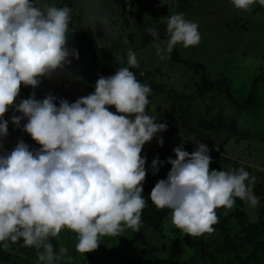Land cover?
<instances>
[{
	"label": "clouds",
	"instance_id": "clouds-1",
	"mask_svg": "<svg viewBox=\"0 0 264 264\" xmlns=\"http://www.w3.org/2000/svg\"><path fill=\"white\" fill-rule=\"evenodd\" d=\"M231 3L242 11L257 3L264 7V0ZM70 12L67 6L37 7L35 0H0V138L8 135L3 117L14 107L22 115L13 114L12 124L19 128L26 118L22 130L41 146L30 150L29 141L8 139L14 149L0 154V248L22 239L20 247L34 248L38 264H57L68 255L64 246L57 253L50 240L64 229L77 234L75 248L81 254L97 250L102 236L140 231L147 203L141 195L147 175L141 152L157 133L167 131L166 123L146 113L152 89L130 70L139 67L131 49L126 67L100 75L94 92L75 102L60 99L57 106L54 95L37 100L33 92L15 104L21 85L35 89L70 65V57L79 58L68 46ZM198 28L183 13L167 17V45H156L157 55L163 60L177 44L198 45ZM147 31L159 39L155 29ZM158 144L163 145L162 138ZM195 144L192 153L183 144L173 149L176 158H167V178L150 193L151 203L170 209L171 224L190 237L212 234L219 222L216 210L233 208L235 198L259 204L255 176L243 165L210 169L208 146ZM160 166L159 157L153 159V175Z\"/></svg>",
	"mask_w": 264,
	"mask_h": 264
},
{
	"label": "rangeland",
	"instance_id": "rangeland-1",
	"mask_svg": "<svg viewBox=\"0 0 264 264\" xmlns=\"http://www.w3.org/2000/svg\"><path fill=\"white\" fill-rule=\"evenodd\" d=\"M129 1L88 0L89 4L86 9L81 10L83 11L81 26L85 28V31L88 28L93 31L106 30L113 38L112 41L108 42L109 46L115 45L114 42L117 40L123 45L126 43L127 46L124 50L127 53L130 49L134 50L139 63L142 60L151 71L157 69L156 73H159L160 76L158 79L154 76L153 85H164L166 87L172 85L173 88L179 89L184 82L192 77V71L190 72L187 67L178 62H169L171 56L167 53H165L167 58L160 59L155 45H146V48H143L140 52H135V47L128 43H131L133 39L137 42L139 39L140 32L136 21L139 20L142 13L145 14L146 21H148L145 24L154 27L155 19L160 21L163 18V21L165 19L167 21V17L179 13H183L186 20L196 22L199 25L200 42L198 45L188 48L183 47L182 44H177L176 49L179 58L185 62H193L203 66L209 80L225 83L229 88L228 92H230L229 95L232 100L237 101L238 104L243 105V98L251 94L252 90L254 92L256 90L255 96L258 99L257 105L254 107H248L246 111L238 112L242 109L237 110V106L231 107L228 105L231 101L227 99L225 92L224 96H219L223 88L219 86L215 89L217 99L223 97V102L225 101L224 97L226 99L224 104L219 107L222 108L219 109V115L226 120H231L234 117L236 120L235 126L238 129L236 138L241 139V135H244L243 141H240V143L230 140L224 147V153L229 158L223 157L215 160V154L211 150L209 152L212 158L210 169L222 170L225 165L238 161L244 167L248 165L264 172V7L257 3L251 6L250 11H242L236 9L231 0H165L163 4L161 0H142L141 7L136 11L133 8L130 13L132 15L129 17ZM43 2L56 7L62 4L61 0H39L40 4ZM146 8L150 9L148 13L145 12ZM131 18L136 21H131ZM100 35H98L99 38ZM71 36L75 35L71 34ZM77 40L70 37V41L68 39L69 48L77 49L79 46L76 45ZM93 41L98 45H103L105 42L96 38V36H93ZM79 54H81L80 51ZM197 72V75H200V71ZM86 74L85 77L75 74L79 77V80L73 79L71 76H74V74L72 73L71 76L66 73L57 77V81H61L67 76L70 78L67 81V86L63 84L62 88L59 89L64 93L72 90L73 94H68L69 98L66 99L70 103L75 102L76 98L94 92L91 89L92 85H89L94 79L92 72ZM141 75L142 73H140ZM255 76H260V80L256 81L258 84L253 85ZM47 88L45 91L42 88H32L35 98L39 100L40 97L44 98L47 94H51L57 98L56 102H58L60 95L57 92L54 93V90L50 91L49 87ZM235 94L238 96H235ZM17 101L15 104L19 103ZM165 107H169V104H166ZM164 109L161 111L163 112ZM152 111L153 108H147L146 113L150 115ZM13 114L22 115L15 112L14 107H10L8 115H4L3 119L8 121V135L0 138V144H2L0 154L10 152V148L14 149L11 145L12 141H7L8 138L22 140L20 129L23 128L26 122L21 120L22 126L16 127L11 122ZM153 117L156 118L157 115ZM163 121L165 123L169 122V120ZM174 134L175 130L172 129V126L167 125V131L157 133L150 142H146L142 152L161 146L158 144L159 138L163 139L162 146L166 143L172 144L178 141L174 140ZM261 138L263 141H260ZM181 144H183V147L186 146V148L192 149V151L188 150L189 153L196 149L195 145L192 146V141L182 142L178 145ZM236 200L237 198H235L233 208L225 209L221 207L216 210L217 214L235 212ZM244 211L249 220L255 219L256 212L253 210V206L246 203ZM237 230L238 228L235 227L236 232ZM50 240L57 253L61 246L68 249V255L57 264H177V256L182 262L181 264H189V259L192 256H203V258L201 257L203 261L197 264H224V261L226 264L231 259L230 255H224V257L220 255L218 249L223 245V238L218 234L212 233L200 237H190L176 229L169 218L163 222L157 231L141 224L139 232L127 228L121 233V236H102L100 237L98 249L85 254L76 251L75 246L78 243V236L68 229L62 230L58 237L50 238ZM22 244L23 240L21 239L17 244L11 245L6 250L0 248V264H24L22 257L27 248L20 247ZM184 252H186V255L182 258ZM68 257H71V260Z\"/></svg>",
	"mask_w": 264,
	"mask_h": 264
},
{
	"label": "trees",
	"instance_id": "trees-1",
	"mask_svg": "<svg viewBox=\"0 0 264 264\" xmlns=\"http://www.w3.org/2000/svg\"><path fill=\"white\" fill-rule=\"evenodd\" d=\"M61 2L62 4L59 7L67 6L71 9V19L69 23L70 33L68 35V39L69 41L70 37L73 39H78L76 41V45L79 46L76 50L78 51V53L80 51L81 54H79L78 59L70 57L71 64L66 65V71H57L53 73L50 78H43L39 86L36 88H42L45 91L46 89H48L47 87H49L50 91L54 90V93L57 92V94L60 95L59 100L67 99L69 98L68 94H73L72 90L66 93H64L62 90V92L59 91V89L62 88V85L67 83L68 79H70L67 76L64 77L61 81H57L56 79L60 74L62 76L67 73L71 76L72 73L74 74V76L71 77L73 79L79 80V77L77 75L85 77L87 76V72H92V77H94V79L89 83V85H92V88H90L92 90H95L94 86L100 75H103L105 77L111 76L115 74L116 69L127 66L128 54L124 50V48H126L125 46H127L126 43L123 45V43L121 44L120 41L117 40L116 42H114L116 43L115 45H108V42L112 41L113 38L110 33L106 32V30H103L104 33L101 30L93 31L89 28L87 29V31H85V28L81 26V19L83 18V11L81 10H84L83 8L86 9L89 4L88 0H75V2L74 0H61ZM141 2L143 1H129V17H131L132 15L130 13L133 8H135L136 11V9H139L141 7ZM35 4L37 7L41 6V8H43L45 5L49 6V4L45 2L40 4L39 0H35ZM149 10L150 9H147L145 12L148 13ZM131 21L136 20L131 18ZM147 22L148 21H146L145 14L143 13L140 15L139 20L136 21L140 32L138 41H140L136 42L133 39L131 43H128L135 47V52H140V50L146 48V45H159L161 47H164V45L166 47L167 45L168 36H165L167 34L166 19L164 21L163 18L160 21H157L155 19V27L145 24ZM147 29H155L157 31L159 39H153L149 35ZM71 34H74L75 36H71ZM99 34L102 35H100V38L98 36ZM93 36H96V38L105 41L103 45L95 44V42L93 41ZM80 48L82 49L80 50ZM169 55L171 56L169 62H178L184 67H187V69L190 70V72L192 71L193 74L192 77L188 79L187 82H184L181 85L182 87L179 89L173 88L172 85L170 87H166L164 85H153L152 83L155 80L154 76L158 79L160 74L156 73L157 69L151 71L148 66L146 67V64L143 63L142 60H140L141 63H139V67L130 69L135 73L138 81L143 84L149 85L152 89L151 94L148 96L150 103L147 108H153L152 113L154 115H157L156 122L165 123L163 120H169V122L166 124L168 126H172V129L175 130V134L173 135L175 136L174 140H178L172 144L166 143V145L164 146H156L152 149L141 152V156L146 157L145 169L147 173L146 179L143 183V193L141 194L147 202L146 207L142 212L141 224L156 231L160 229L166 219H170L171 210L167 208L158 210L150 201V193L158 180L167 178V173L171 169V165L167 163V158H176L173 149L178 146V144L182 142L187 143L188 141H192V146H196L195 142L196 140H198L206 144L210 150L209 152H211L212 150L215 154V160H218L222 159L223 157L229 158L224 153V147L230 140H233V142L235 143H240V141H243L242 138L244 134L241 135V139L236 138L238 129L235 126L236 120L234 119V117L231 120H226L219 115V109H222L219 107L224 104L226 99L224 97V102L222 101L223 97L217 99L215 97L217 96V91L215 89L221 86L223 90L220 91L219 96H224L226 94L227 99L231 101V103L228 102V105H230L231 107L237 106V110L242 109L238 112L246 111V108L254 107L258 102V99L255 96L256 90L255 92L254 90H252L251 94L243 98V105L238 104L235 100L233 101L231 96L229 95L230 92H228L229 88L225 83L213 82L209 80L205 73L204 67L200 64L193 62L190 63L188 61L185 62L180 59L176 46ZM121 60H123V64L121 63ZM198 70L200 71V75H197ZM140 73H142L141 76ZM259 80L260 76H255L253 85L258 84L256 81ZM187 89L190 91H188ZM33 92L34 91H32L31 86L21 85L20 96L17 98L18 101H16L20 102V100L22 99L29 98ZM235 96L238 95L235 94ZM42 99L43 97L39 98V100ZM56 103L57 106H59V101ZM166 104H169V107L166 108ZM163 109L164 111L162 112L161 110ZM109 111L115 112L116 110L114 107H109ZM8 113L9 109L5 114L8 115ZM152 113H150V115H153ZM22 120L27 122L26 118ZM20 132L22 133L21 138L23 139V141H29V143L32 145L30 147V150H38L41 147L40 145L38 146L37 143L32 140L30 135L24 132L22 128L20 129ZM260 141H263V139L261 138ZM10 149L12 150V148ZM184 149L186 151H192V149H188L186 148V146H184ZM157 157H159V160L163 162V166H160L157 174L153 175L151 165L153 159ZM242 165L243 164L236 161L225 165L222 170L229 171L231 169H238ZM244 168L250 173L251 176H255L256 178L254 193L259 200V204L253 207V210L256 212L255 219L249 220L246 217L244 211V205L246 204V202L237 198V207L235 212H221L217 214L219 217V222L214 225L215 231L213 233H216L223 238V245L218 249L220 255H222V257H224V255L231 256V259L226 264H264V172L260 171L259 169L251 168V166L248 165H246V167ZM235 227L238 228L237 232L235 231ZM185 255L186 252H184L182 258H184ZM194 257L195 256H192L189 259V264H197L198 262L203 261L201 259V257L203 258V256H196L195 258ZM22 260L24 264H38L36 250L34 248L25 249V254L22 257ZM181 263L182 262H180V259L177 256V264Z\"/></svg>",
	"mask_w": 264,
	"mask_h": 264
},
{
	"label": "built area",
	"instance_id": "built-area-1",
	"mask_svg": "<svg viewBox=\"0 0 264 264\" xmlns=\"http://www.w3.org/2000/svg\"><path fill=\"white\" fill-rule=\"evenodd\" d=\"M65 86H67V84H65Z\"/></svg>",
	"mask_w": 264,
	"mask_h": 264
}]
</instances>
